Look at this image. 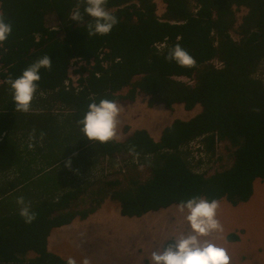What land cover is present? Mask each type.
Listing matches in <instances>:
<instances>
[{
    "label": "trees",
    "instance_id": "1",
    "mask_svg": "<svg viewBox=\"0 0 264 264\" xmlns=\"http://www.w3.org/2000/svg\"><path fill=\"white\" fill-rule=\"evenodd\" d=\"M162 2L158 14L155 0H107L106 10L119 22L107 35L89 36L91 17L85 14L83 22L69 17L77 0H0V11L13 26L0 48V172L16 170L22 176L8 177L0 186V264H66L67 258L47 247L50 230L75 217L85 219L105 198L118 202L121 216L140 217L192 196L236 206L249 202L260 187L264 79L255 74L264 64V0ZM238 7L247 9L239 22ZM49 15L58 19L57 28L47 25ZM235 26L239 38L231 35ZM177 43L195 58L194 68L165 60ZM43 55H49L52 68L40 70L31 111H15L5 79L18 77ZM181 75L194 76L195 83L175 77ZM138 91L148 95V105L180 103L201 110L173 119L158 140L144 129L103 144L84 137L77 121L90 102L132 101ZM33 130L35 139L29 140ZM195 139L203 146L200 157L189 146ZM220 141L229 149V165L209 174L196 170L213 157ZM29 143L35 146L30 149ZM120 152L141 163L147 158L149 176L95 179L94 172L104 168L103 157L110 156L114 165L113 154ZM69 156L79 174L64 166ZM93 182L99 184L90 188ZM18 196L36 213L31 224L19 215ZM83 197L88 204L74 207ZM227 238L238 235L230 232Z\"/></svg>",
    "mask_w": 264,
    "mask_h": 264
},
{
    "label": "rangeland",
    "instance_id": "2",
    "mask_svg": "<svg viewBox=\"0 0 264 264\" xmlns=\"http://www.w3.org/2000/svg\"><path fill=\"white\" fill-rule=\"evenodd\" d=\"M155 1L158 14H161L164 10V3L162 0ZM246 11L245 7L236 9L238 21ZM46 22L48 26L57 28L58 19L55 16H47ZM235 30L236 26L232 29L231 35L234 38H239ZM211 62L216 66H220L217 59H213ZM73 67L72 65L71 68ZM1 71H4L2 66H0ZM255 75H260L264 79V64ZM74 78H76V75ZM0 80H2L1 76ZM127 89L128 86H125L120 92L123 93ZM147 99L146 94L138 91L132 101H119L118 104L122 109L121 122L124 121V124H127V121L129 123L134 122L142 110L151 107L147 104ZM199 108V106H195L192 110L186 111L182 104H175L174 111L178 112L175 117L190 118ZM123 128H125V125ZM81 134L77 133L78 136ZM123 136H125V132ZM81 137L79 136V138ZM197 143V141L189 143L190 148H195ZM215 147L216 153L213 157L206 160L196 170L206 171L209 174L229 165V149L224 146V142L216 143ZM120 154L121 156L117 159L125 161L127 153L120 152L116 155ZM202 154L203 150L198 152L196 157H200ZM109 159L103 158L104 168L100 172H94L93 177L95 179L104 177L122 180L121 178L125 174H133L139 180H144L149 176L150 169L146 164L147 158L146 161L141 163L135 157H130V162H125L124 173H122L123 166L119 161L117 164L112 165ZM98 184L99 182L90 183V188L97 187ZM259 185L260 187L255 190L249 202L233 206L226 199L218 200L217 219L223 226V232L215 234V243L227 249L230 264H264V179L261 180ZM87 200L86 197L79 199L74 207L86 206L88 204V202L86 203ZM172 205L158 211H149L140 217L133 216L131 219L125 220L122 219L125 216L120 215L115 200L105 198L101 208L108 213L97 220L102 222L103 225L97 227L96 222H82L80 218L75 217L69 224L57 228V240L54 243L49 241V250L65 258L71 256L78 262L87 257L92 264H144L145 259L143 260V258L147 257L151 260V252L156 246L165 242L167 234L172 233L173 236H176L180 233L187 234L190 231L189 225L184 219L185 214L179 212L177 214V204ZM175 218L178 221H174ZM175 224H178V232H175ZM65 232L67 233L60 235ZM230 232L236 233L238 239L229 240L227 234ZM90 235L94 237L91 238Z\"/></svg>",
    "mask_w": 264,
    "mask_h": 264
},
{
    "label": "clouds",
    "instance_id": "3",
    "mask_svg": "<svg viewBox=\"0 0 264 264\" xmlns=\"http://www.w3.org/2000/svg\"><path fill=\"white\" fill-rule=\"evenodd\" d=\"M106 4L107 0H77V5L72 9L69 17L73 21L83 22L85 14H87V16L92 18V22L87 24L88 35H107L119 21L113 13L106 10ZM81 5L83 6V12L81 11ZM12 27V23L6 19L5 13L0 11V48L3 47L4 42L11 35ZM164 58L167 61H175L180 67L194 68L196 66L195 58L179 43L172 46ZM42 68L51 70L52 60L49 55H43L36 59L23 69L22 74L18 77L13 78L9 75L5 79L4 82L11 89L12 101L15 102V111L25 113L31 111L32 100L37 91L38 82L41 79L40 70ZM189 78L195 83L194 76H190ZM65 84H67V81ZM195 106L200 107L196 112L198 113L201 110V106ZM121 111L120 105L114 100L104 98L100 99L98 103L93 100L87 105V110L77 123L81 126L80 130L86 139L98 141L102 144L107 143L118 138L117 127L120 123L119 115ZM34 133L35 130L30 133L29 140L35 139ZM44 135L41 132L40 138L42 139ZM193 141L198 142L195 147L197 153L201 152L203 146L200 143V139ZM34 146L33 143L28 144L30 149ZM129 151L134 152V148L129 149ZM122 153H128L133 157L129 152ZM116 154H113V157L117 158L121 156V154ZM74 155L76 154L73 153L72 156ZM135 155H138V153ZM72 156H69L65 160L64 166L73 171L74 174H79L78 169L72 168ZM105 158H110V156L106 155ZM117 160L123 166L122 173H124L125 161ZM115 202L119 207L118 202ZM16 204L19 206V215L22 217L24 223L31 224L36 219V213L32 211L30 202H26L23 196H18ZM218 208L219 202L217 200L213 199L209 201L199 196H192L187 200L179 202L177 204V211L185 214L184 219L187 221L190 231L187 234L180 233L166 241V244L162 242L156 246L151 252L153 264H230V256L227 249L215 243V234L223 232V226L217 219ZM66 264H77V260L69 256L66 259ZM81 264H92V262L89 258L84 257Z\"/></svg>",
    "mask_w": 264,
    "mask_h": 264
},
{
    "label": "crops",
    "instance_id": "4",
    "mask_svg": "<svg viewBox=\"0 0 264 264\" xmlns=\"http://www.w3.org/2000/svg\"><path fill=\"white\" fill-rule=\"evenodd\" d=\"M116 102L119 103V101H116ZM175 104H178V103H175ZM175 104L172 105L171 109H167L162 104L152 105L148 109L142 110V112L134 120V122H130L129 123V121H127V124H124V121L121 122V119H122L121 118L122 111H121V113L119 115V121H120V123H119V125L117 127V135H118V138L116 140H121V141L124 140L128 135H130L133 131H135L137 129H144V130H146L148 132V134L154 140H158L159 137H160V135H161V132H162L163 128L165 126L169 125L173 121V119L178 118V117H175L176 113H178V112H175L174 111ZM124 125H125V128H123ZM124 132H125V136H123V133ZM14 176H16L17 178H22V176L19 175L16 170H11L9 172L6 171L5 174H3V173L0 172V186H3L2 182L5 184L6 179L8 177H14ZM221 200L222 199H220V201ZM171 206H173V205H171ZM101 207L98 208L95 212L89 214L85 219H81V221L82 222H89V223L96 222V226L97 227L103 225L102 222H98L97 220L100 219V217H102V216H106L108 212L105 211ZM166 208H168V207H166ZM162 209H165V208H162ZM100 213H102V214H100ZM176 213L178 214V211ZM131 218H132L131 216H125V218H122V219H125L126 220V219H131ZM174 221H178V220L175 218ZM175 225H176L175 232H178V224H175ZM63 226H65V225H63ZM63 226H61V227H63ZM67 232L62 233L60 235H64ZM57 235H58L57 234V227H53L50 230V232L48 234V237H47V247L48 248H49V245H48L49 244V241L51 243H54L57 240ZM90 236H91V238L94 237L93 235H90ZM173 237L174 236L172 235V233L167 234L166 235V238H165L164 244H166V241H168L169 239H171ZM105 259L107 260V258H105Z\"/></svg>",
    "mask_w": 264,
    "mask_h": 264
},
{
    "label": "bare ground",
    "instance_id": "5",
    "mask_svg": "<svg viewBox=\"0 0 264 264\" xmlns=\"http://www.w3.org/2000/svg\"><path fill=\"white\" fill-rule=\"evenodd\" d=\"M175 77H177V79L179 78V80H182V81H184V82H186V83H191V84H193V82L190 80V78L189 77H187V76H175Z\"/></svg>",
    "mask_w": 264,
    "mask_h": 264
},
{
    "label": "flooded vegetation",
    "instance_id": "6",
    "mask_svg": "<svg viewBox=\"0 0 264 264\" xmlns=\"http://www.w3.org/2000/svg\"><path fill=\"white\" fill-rule=\"evenodd\" d=\"M130 155L129 154H126V156H125V162L127 161V162H130Z\"/></svg>",
    "mask_w": 264,
    "mask_h": 264
}]
</instances>
